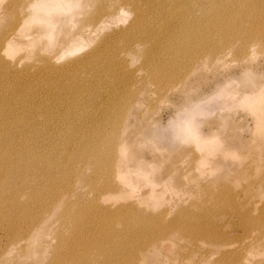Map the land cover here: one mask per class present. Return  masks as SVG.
I'll use <instances>...</instances> for the list:
<instances>
[{
	"label": "rangeland",
	"instance_id": "374dc122",
	"mask_svg": "<svg viewBox=\"0 0 264 264\" xmlns=\"http://www.w3.org/2000/svg\"><path fill=\"white\" fill-rule=\"evenodd\" d=\"M32 1L0 0V35L26 25L0 104L59 195L18 247L0 219V264H76L102 235L123 264H264V0H70L51 37Z\"/></svg>",
	"mask_w": 264,
	"mask_h": 264
},
{
	"label": "bare ground",
	"instance_id": "6f19581e",
	"mask_svg": "<svg viewBox=\"0 0 264 264\" xmlns=\"http://www.w3.org/2000/svg\"><path fill=\"white\" fill-rule=\"evenodd\" d=\"M194 1L195 0H192L189 6H191ZM216 1H220L222 7H228V5L236 3L239 0H236L235 2H233L232 0L227 2H222L221 0ZM212 3L213 2L208 0L207 4H202V10L204 13L211 12ZM77 5V2L72 3L70 0H33L30 4L32 8H35L37 6V8H35V11L42 10L44 12L43 15H38V20L39 22H47L45 23L44 29L47 30L46 35L49 37L52 36V33L50 31L55 27V21L53 20L48 22L47 17L51 15L53 17V14L55 13H64L67 11H71ZM155 12H160V10L157 9L155 10ZM121 17H123V15ZM24 21L25 20L19 22V28H17L18 25L15 26L12 32L8 30H4L6 32H1L0 38L6 40L3 48L0 50V53L7 52L10 54V52H13L12 49L16 48L13 43L15 42V39H17L16 36L19 34L18 29H22L26 26H24L23 24ZM154 31L156 30L151 29L152 33ZM254 33H256V30H252L250 32L251 35H253ZM0 42L2 41L0 40ZM81 47V45H75V47L69 53L77 51ZM99 59L100 61H102L101 56H99ZM259 97V99L258 97H256L252 101L255 102L256 107L261 106V103L259 102H261L263 95ZM257 101L259 102L257 103ZM15 120L16 116L14 114V111L0 104V219L7 222V225L2 229L4 232H6L5 238L9 239V243L11 244V246L18 247L23 242V235L24 232H26V230H23L22 227L27 223L32 227L36 226V221L39 220V211L44 210L45 208H49L55 196L54 193L56 195L59 194L56 193L57 185L51 188L47 187L48 191L46 194L41 190L42 187L39 184L37 170L38 163L35 158L34 150L32 149L33 143L30 142V147L20 143L25 142L26 140L24 139V137H21L19 133L13 130ZM211 141L212 140H208L207 142L214 144ZM120 151L123 155L122 147ZM139 174H144V172L139 171L138 173H136V175ZM120 175H122V173ZM8 203L12 205V207L8 210L9 213L6 211V205ZM19 212H25L26 215H20ZM244 215L248 217V212H244ZM247 219L250 220L251 218L248 217ZM75 221L78 222L79 218H75ZM79 223H81V219ZM145 232L146 231L144 230L143 241H149L148 234H146ZM117 239H119L117 236L102 235L93 238L92 240L94 241H87L88 243H85L84 247L91 250H96V257H89V259H84V255H79L80 259L75 260V263L123 264V255L124 253L129 252V246H119L116 243ZM15 247H11L10 250H14ZM4 255L5 252H2L0 254V257H3Z\"/></svg>",
	"mask_w": 264,
	"mask_h": 264
}]
</instances>
